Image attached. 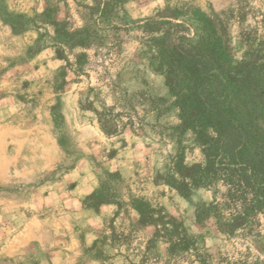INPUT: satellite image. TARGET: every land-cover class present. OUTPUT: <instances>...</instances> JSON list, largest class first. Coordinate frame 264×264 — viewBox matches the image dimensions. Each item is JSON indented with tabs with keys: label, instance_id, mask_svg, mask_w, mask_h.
I'll list each match as a JSON object with an SVG mask.
<instances>
[{
	"label": "rangeland",
	"instance_id": "obj_1",
	"mask_svg": "<svg viewBox=\"0 0 264 264\" xmlns=\"http://www.w3.org/2000/svg\"><path fill=\"white\" fill-rule=\"evenodd\" d=\"M181 35L228 72L264 61V0H0V264H264L263 212L198 217L240 209L229 184L157 181L204 160L171 135L158 48Z\"/></svg>",
	"mask_w": 264,
	"mask_h": 264
},
{
	"label": "trees",
	"instance_id": "obj_2",
	"mask_svg": "<svg viewBox=\"0 0 264 264\" xmlns=\"http://www.w3.org/2000/svg\"><path fill=\"white\" fill-rule=\"evenodd\" d=\"M208 52L185 35L172 44L162 41L158 48L160 69L168 73L179 110L171 135L190 133L204 160L188 165L181 155H170L157 181L188 196L206 181L222 179L231 186L229 201L240 209L225 217L214 203L198 217L214 210L219 228L233 234L264 213V61L245 58L228 72ZM254 236L264 238L260 232Z\"/></svg>",
	"mask_w": 264,
	"mask_h": 264
}]
</instances>
